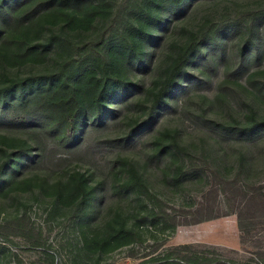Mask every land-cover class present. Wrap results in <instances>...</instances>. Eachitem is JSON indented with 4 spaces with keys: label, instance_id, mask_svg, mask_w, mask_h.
Here are the masks:
<instances>
[{
    "label": "rangeland",
    "instance_id": "obj_1",
    "mask_svg": "<svg viewBox=\"0 0 264 264\" xmlns=\"http://www.w3.org/2000/svg\"><path fill=\"white\" fill-rule=\"evenodd\" d=\"M93 2H104V10L87 26L65 30L74 41L102 34L106 46L128 43L140 38V25L153 24L149 11L159 13L161 24L143 41L145 60L123 65L127 91L115 92L103 118L86 119L70 145L43 131L0 124V164L20 141L35 147L13 177H0V264H264V210L250 194L257 187L264 194V0H183L179 11L170 0L159 7L153 0ZM214 24L225 25L223 32L193 57L168 104L150 120L164 68L191 33L212 37ZM45 27L61 34L58 22ZM55 62L47 56L42 63L0 65V87L51 70ZM226 71L230 78L221 90ZM130 166L154 197L121 187ZM76 171L95 186L99 208L91 224L140 223L141 239L98 256L81 246L80 205L58 201L52 189ZM200 203L216 217L193 222ZM22 215L23 226L16 227Z\"/></svg>",
    "mask_w": 264,
    "mask_h": 264
},
{
    "label": "trees",
    "instance_id": "obj_2",
    "mask_svg": "<svg viewBox=\"0 0 264 264\" xmlns=\"http://www.w3.org/2000/svg\"><path fill=\"white\" fill-rule=\"evenodd\" d=\"M170 1L174 4V9L179 11L183 0ZM153 2L157 7L162 4V0ZM103 5L104 2L96 4L93 0H0V65L42 63L47 56L52 57L54 62L56 60L55 67L51 70L16 76L6 86L0 87V124H16L43 131L59 143L70 145L77 139L86 119L95 121L103 118L115 92L118 89L127 91L131 81L124 75L123 65L140 64L145 60L143 41L154 38L153 26L161 24L160 15L158 12L153 15L149 11L147 16L153 20V24L150 27L145 25V28L144 25L139 26L140 38L132 37L128 43L114 46H106L102 34L90 41H74L65 32L90 24L104 10ZM46 22L49 26L58 22L57 30L61 34L55 35L56 30L46 28ZM224 28L225 25H212V37L202 30L193 32L180 45L164 68L158 87L152 94L148 113L150 120L162 104H168V97L180 84L193 57L202 52L207 41L215 39ZM56 48L61 52L55 54ZM243 53L244 48H241L240 55ZM254 57H258L257 50ZM224 73L219 84L221 90L224 82L230 78L227 71ZM34 149L31 142L20 141L16 151H12L6 161L0 164V177L3 176L7 181V178L13 177L23 163L32 160ZM156 152H161V148ZM129 172V178L121 187L125 190L138 187L148 197H154L137 169L130 166ZM46 180L44 177L41 182ZM52 189L56 192L58 201L80 205V215L76 217L75 226L80 230L81 246L91 252V255L98 256L102 252L141 239L140 223L128 225L121 221L115 225L111 220L104 225L91 224L98 212L96 208L99 207L93 201L95 186L85 172L76 171L66 178L57 179ZM252 190L251 201L264 210V194L258 187ZM195 210L198 217L193 222L216 217L212 207L205 203H200ZM237 220L241 232L244 231L242 210L237 212ZM24 221L25 215L15 217L16 227H22ZM105 226L108 230L101 233ZM84 228H91V233ZM149 262L146 260L139 264ZM169 264L185 263L171 260Z\"/></svg>",
    "mask_w": 264,
    "mask_h": 264
}]
</instances>
